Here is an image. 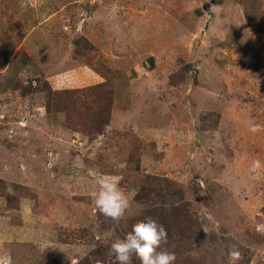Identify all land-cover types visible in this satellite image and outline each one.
Segmentation results:
<instances>
[{"label": "rangeland", "instance_id": "1", "mask_svg": "<svg viewBox=\"0 0 264 264\" xmlns=\"http://www.w3.org/2000/svg\"><path fill=\"white\" fill-rule=\"evenodd\" d=\"M264 0H0V252L118 264L133 223L175 264H264ZM121 175L119 223L94 205ZM209 229L208 235L203 228ZM132 264H140L132 258Z\"/></svg>", "mask_w": 264, "mask_h": 264}, {"label": "clouds", "instance_id": "2", "mask_svg": "<svg viewBox=\"0 0 264 264\" xmlns=\"http://www.w3.org/2000/svg\"><path fill=\"white\" fill-rule=\"evenodd\" d=\"M264 165L259 159L252 161L249 172L256 173ZM121 175H104L97 179L98 190L94 194V205L97 211L119 223L125 219V214L130 207V200L121 188ZM206 235L209 229L204 227ZM168 233L163 225L152 217H145L142 221L132 224L131 230L123 238L116 237L111 243L110 251L115 255L118 264H132L136 257L140 264H175V252L161 249V244L167 242ZM4 241H0V249ZM228 264H238L242 259L241 252L232 248L228 252ZM0 264H11V257L0 252Z\"/></svg>", "mask_w": 264, "mask_h": 264}]
</instances>
